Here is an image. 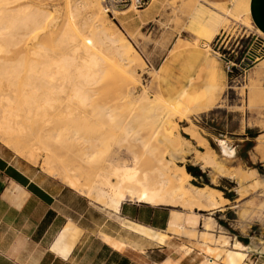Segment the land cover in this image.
<instances>
[{
	"label": "rangeland",
	"instance_id": "obj_1",
	"mask_svg": "<svg viewBox=\"0 0 264 264\" xmlns=\"http://www.w3.org/2000/svg\"><path fill=\"white\" fill-rule=\"evenodd\" d=\"M91 1L0 0V16L6 14L8 18L20 10L22 16L28 12L33 13L36 19H34V23L38 22L39 25L46 23L40 36L32 38L31 35H28L14 48L10 44H8V50L6 47L0 48V67L11 64V70L15 71L16 74L15 77L10 78L11 89L5 92L9 99L2 97L3 99L0 101V125L10 119L15 122L16 126L19 125L17 127L24 126L23 128L29 132L31 130L30 125H32L30 117L35 123H39L41 119H46L51 126L58 127L61 120L65 119V100H57L49 107L44 106L37 110H33V107L29 109V106L33 104L31 100L25 99L29 91L25 90L24 72L13 67V62L24 59L26 55H29L31 60L33 53L39 48L48 58L49 54H56L58 51L57 33L63 24L71 21L74 11L77 12L78 23L84 24L91 21L92 17L88 14L91 9L89 4ZM93 1L99 2L106 12L109 22L105 24V27L110 30L113 28L120 30L124 39L131 43L141 57L140 61L132 56L130 68L124 66L122 69L119 67L106 69L100 77L101 80L105 78L102 82H111L116 87H120L134 79L136 91L134 94L146 90V94L151 98L174 99L177 103L179 102L178 104L182 106L180 110L166 116L167 123L164 125L163 133L171 136L172 142H179V138L188 139L194 149L179 158L180 161L176 159L174 164L184 165L186 169L187 167L191 168L190 183L197 186L208 184L218 190L220 189L221 195L228 199L226 203H220L221 198L215 195V200L219 202V205L210 210L191 209L181 204L151 205L133 199L123 201L128 202L130 206H137L144 217L150 213V208H156L163 221L168 216L167 227L161 232L163 240H157L168 243V248L174 247L176 244L183 254L185 250L191 247L182 243L168 242L169 232L173 233V238L184 234L187 237L198 239L202 243V248L207 252L215 249L214 246L226 251L227 246H231V242L234 240V238L231 239V235L234 234L245 239L247 243L251 240L257 245L258 243L264 245V203H262L264 194L260 191L264 185H259L261 182L259 178H264V153L262 152L264 151V142H261L264 140V34L254 26H246L236 21L234 15L240 12L239 0H230L222 5L212 3L216 10L225 13L226 16L216 36L204 42L194 38L184 29V19L196 0H147L141 7L131 5L115 8L112 11L106 10L101 0ZM54 3L55 6L52 7ZM48 10L50 11L49 16ZM121 10L125 11L121 12ZM45 16L48 18L44 22L42 20ZM19 25L16 23V26H12L19 27ZM12 29V27L6 30L0 29V36ZM11 33L14 34V31ZM70 33L74 40L79 41L89 34V30L84 27L80 32L74 29ZM10 39L11 37L8 35L1 42L6 45ZM96 45L99 44L96 43ZM193 48L203 50L201 59L196 66L188 60L187 55L189 51L194 50ZM250 53L256 55L252 61L248 58ZM227 59L233 62L231 71L225 70V60ZM1 82L0 86L2 85ZM2 89L1 86L0 92ZM116 93H120L118 88L114 90V94ZM208 93L213 94L212 105L207 108L195 107V100ZM63 96V93L58 95V97ZM75 101L72 100L70 104ZM115 104L120 106L122 101L119 99L110 101L111 107H114ZM129 110L131 107L122 105L114 111L120 116H124L129 113ZM184 111H187L185 116ZM15 115L18 118L17 116L15 118ZM11 121L10 123H12ZM87 121V119L83 120L84 125H80V127H90L91 122ZM74 122L75 124L81 123L79 119ZM3 124L4 127L0 126V150H8L14 162L33 171L40 180L48 182V179L54 178L60 183L67 184L62 175H56V177L49 175L58 171L61 172L59 169L58 171L55 170L53 163H50L52 166L47 164L50 168L48 170L47 167H44L46 164L40 165L43 162L41 156H37L36 161L33 159V162L27 158V152L31 149L29 147L32 145L36 147L34 144L42 132L39 131V133L36 132L30 136H28L29 134L25 136L19 134L20 137L15 131L17 137L14 132L9 130H6L8 131L6 133ZM143 126L148 127V125ZM142 130L141 132L146 131L145 128ZM188 131L198 133L200 140H207L209 146L215 150L217 159L224 165V174L217 173L214 175L210 168L204 169L199 163L193 162L195 150L205 151L206 148L199 141L191 139ZM111 133L113 137L106 153H104L105 160L107 162L113 160L130 162L131 155L126 152L125 147L133 142L132 139L123 132L111 131ZM31 136L32 138H30ZM218 138L227 140L228 144L233 147V154L228 156L223 153ZM64 142L61 140L51 141L52 147L60 152L63 151ZM132 150L141 162H144V165H141V170L152 175L156 168L152 159L162 150V147L149 152L134 145ZM22 152L26 155L23 156ZM72 156V160L75 162L80 160L79 153ZM71 158L69 157V160ZM174 164L169 163L171 169L176 168ZM251 171L256 172L255 177L253 175L252 177L257 178V181L241 194L238 190L237 178L235 177V179L229 174L249 175ZM77 172H79L81 182L85 178H88V181L92 180V175H88L81 167ZM64 173L67 175V173L73 172L65 171ZM244 183L243 186L245 187L249 182H246L245 185ZM70 189L76 194L82 195L86 200L94 201L93 197L88 198L77 190ZM92 204L101 210L107 209L102 204ZM85 206L86 203L83 202L84 211L86 210ZM129 229L132 230V228ZM156 232L160 234V232ZM256 257L260 263L264 260V253L260 256L256 251H246L241 264H251L257 259Z\"/></svg>",
	"mask_w": 264,
	"mask_h": 264
},
{
	"label": "bare ground",
	"instance_id": "obj_2",
	"mask_svg": "<svg viewBox=\"0 0 264 264\" xmlns=\"http://www.w3.org/2000/svg\"><path fill=\"white\" fill-rule=\"evenodd\" d=\"M89 4L91 5V9L88 14L92 17L91 21L84 24L78 23L77 12L74 11L71 21L63 24L57 33L58 38L56 42L58 51L56 54H49L48 58L45 53L41 52L42 49L39 48L38 51L33 53L31 60L30 56L26 55L24 59L13 62V67L24 72L25 90L29 91L25 99L31 100L33 104L29 106V109L33 107V110H37L44 106L49 107L57 100H65V119L61 120V124L58 127L51 126L43 116L41 117L45 120L41 119L39 123H35L33 118L30 117L32 125H30L31 130L29 132L23 128L24 126L17 127L19 125L17 124L16 126L15 122L9 119L4 124L2 122L5 125L4 131L9 130L14 133L16 131L21 136L28 134L30 136V134L34 135L36 132H42V135L39 134L40 137L37 139L38 143L34 144L36 147L33 145L29 147L31 149L27 152V158L31 161L33 159L36 161L37 156H41L43 162L40 165L44 166L46 164L45 168L49 167L47 164L53 163V166L56 168L54 169L56 171L59 169L61 172L58 171L57 173L54 172L55 174L49 175L54 177L62 175L63 180L71 188L88 198L93 197L95 203L102 204L107 209L118 210L120 204L125 199H133L151 205L181 204L191 209L197 208L201 210L214 209L219 205V202L215 200V195L221 198L220 203H226L228 199L221 195L220 189L218 190L208 184L197 186L190 183L189 180L192 178V175L186 167L174 164L176 159L182 158L185 153L187 154L194 149L188 139L179 138V142H172L171 136L163 133L164 125L167 123L166 116L180 110L182 106L178 104L179 102L177 103L171 98V100L151 98L146 94L145 89V91L139 94H134L136 92L134 79L120 87H116L111 82H106L108 84L102 82L105 78L102 77L104 79L101 80L100 77L106 69L115 67L122 69L124 66L130 68L132 56L140 61L141 57L131 43L124 39L120 30L115 28L110 30L105 27V24L109 21L100 3L92 0ZM54 6L55 3L52 7ZM104 7L106 8L105 5ZM124 11L121 10V12ZM47 14L48 16L50 15L49 10ZM48 16H45L42 21H47ZM34 19L35 15L33 13L28 12L22 16V11L20 10L8 18L6 14H2L0 16V29L6 30L9 27L13 29L0 36V48L6 47V50H8V44L14 48L28 35H31L32 38L40 36L42 28L46 26V23L39 25L38 22L34 23ZM236 20L246 26H253L248 15L237 16ZM16 23L20 24L19 27H14ZM84 27L89 30V34L83 40H74L70 32L74 29L80 32ZM11 31H14V34ZM8 35L11 39L4 45L1 40L5 39ZM96 43L99 45H96ZM202 51L201 49L192 50L189 59L195 63ZM248 58L252 61L256 58V55L250 53ZM11 66V64H5V66L0 67L2 69L0 70V81H2L1 86L3 88L0 92V101L3 99L2 97H5L7 100L9 99L5 92L11 89L10 78L16 76L15 71L11 70ZM117 88L120 93L114 94V90H117ZM60 93H63L64 96L58 97ZM117 99L122 101V104L120 106L115 104L114 107H111L110 101ZM72 100L76 101L70 104ZM196 100L195 107L207 108L213 103V94L202 95ZM122 105L131 107L129 113L124 116H120L114 111L116 108L122 107ZM185 112L187 111L183 112L184 116ZM16 116L14 117L16 118ZM76 119H79L81 123L75 124L74 121ZM86 119L88 120L87 122H91L90 127L85 126L81 128L80 125H84L83 120ZM2 124L0 126L4 127ZM143 125H148V127L146 128ZM142 128H145L146 131L141 132ZM111 131L123 132L132 139L133 142L125 147L126 152L131 155L130 162L126 160L107 162L105 160L104 153H106L110 140L113 137ZM14 133L11 134L15 135L16 133ZM188 134L191 139L199 141L206 148L205 151H200V149L195 150L193 162L199 163L204 169L210 168V171L214 175L217 173L224 174L225 167L217 159L215 150L209 146L207 140H200L198 133L194 131H188ZM18 135L16 134L17 137ZM59 140L65 141V145L62 146L63 151L61 152L54 149L51 143V141ZM261 142H264V140ZM218 143L222 147L223 153L228 156L232 153L233 147L228 144L225 138H218ZM134 145L149 152L158 150L160 146L162 147V150L157 155H154L152 159L156 166L155 172H150L152 175L147 174L145 170H141L144 162H141L132 150V146ZM262 152L264 153V151ZM78 153L80 155V162H75L72 160V155ZM23 154V156L26 155L25 153ZM69 157H72L71 160H69ZM170 162L177 169H171ZM80 167L88 175H92L91 181H88V178H85L83 182L80 181L79 172H77ZM65 171L73 173H67L66 175ZM230 174L229 176L237 178L239 183L238 190L241 194L257 181V178H253L256 174L255 171H251L249 175ZM259 180L261 181L259 185H264V178H259ZM243 182H249L246 184V188L243 186ZM260 189L262 194H264V186ZM262 203H264V200ZM101 237L105 241H109V237L111 236L102 232ZM188 237L191 238L190 236ZM111 243H119L122 246L135 248V245H131L120 238H115ZM231 246L237 249H246V246L235 238L231 242ZM210 264L217 263L211 262Z\"/></svg>",
	"mask_w": 264,
	"mask_h": 264
},
{
	"label": "crops",
	"instance_id": "obj_3",
	"mask_svg": "<svg viewBox=\"0 0 264 264\" xmlns=\"http://www.w3.org/2000/svg\"><path fill=\"white\" fill-rule=\"evenodd\" d=\"M228 1L196 0L184 19V29L202 42L211 40L226 16L212 3L222 5ZM239 2L240 12L234 15L235 19L248 15L253 26L264 34V0ZM191 51L188 60L196 66L203 51L195 63L189 59ZM70 188L54 178L48 182L40 180L33 171L14 162L8 150H0V264H24L28 256H31L30 264H241L246 251H256L260 256L264 253L263 244L258 243L256 250L237 234L231 235V239L240 240L246 249L227 246L225 251L214 246L215 249L207 252L198 239L184 234L173 238L169 232L168 242L191 247L183 254L176 244L168 248V243L158 242L157 239L163 240L161 232L169 219L167 216L163 221L156 208H150L146 217L137 206L125 201L118 210H101L92 204L94 201L86 200ZM102 232L111 236L109 241L102 239ZM112 237L123 239L135 248L112 244L115 240ZM25 240L24 256L6 258L3 253ZM258 260L251 264H264V260L260 263Z\"/></svg>",
	"mask_w": 264,
	"mask_h": 264
},
{
	"label": "built area",
	"instance_id": "obj_4",
	"mask_svg": "<svg viewBox=\"0 0 264 264\" xmlns=\"http://www.w3.org/2000/svg\"><path fill=\"white\" fill-rule=\"evenodd\" d=\"M102 3L106 6V8L112 11L115 8H121L124 6H134L141 7L143 6L147 0H101ZM232 63L230 60H225V70L231 71Z\"/></svg>",
	"mask_w": 264,
	"mask_h": 264
},
{
	"label": "clouds",
	"instance_id": "obj_5",
	"mask_svg": "<svg viewBox=\"0 0 264 264\" xmlns=\"http://www.w3.org/2000/svg\"><path fill=\"white\" fill-rule=\"evenodd\" d=\"M27 250V240L21 242L17 248L12 249L8 253H3L6 255V258L8 259H15L17 257H22L25 255ZM31 256H28V258L24 261V264H30Z\"/></svg>",
	"mask_w": 264,
	"mask_h": 264
},
{
	"label": "trees",
	"instance_id": "obj_6",
	"mask_svg": "<svg viewBox=\"0 0 264 264\" xmlns=\"http://www.w3.org/2000/svg\"><path fill=\"white\" fill-rule=\"evenodd\" d=\"M200 61V60H199ZM198 64V63H197ZM196 64V65H197ZM249 144H252V142H249ZM187 170L189 171V172H192V170H191V168H189V167H187ZM245 244H247V245H250V246H252V247H254L256 250H259L258 249V245L256 244V243H254V242H248V243H245ZM262 250V249H261Z\"/></svg>",
	"mask_w": 264,
	"mask_h": 264
}]
</instances>
